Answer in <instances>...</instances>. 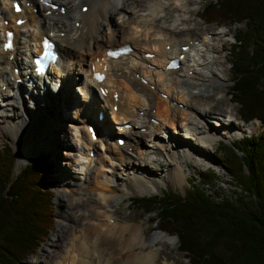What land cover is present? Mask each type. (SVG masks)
<instances>
[{
	"label": "bare ground",
	"instance_id": "bare-ground-1",
	"mask_svg": "<svg viewBox=\"0 0 264 264\" xmlns=\"http://www.w3.org/2000/svg\"><path fill=\"white\" fill-rule=\"evenodd\" d=\"M27 1L30 3L25 5L26 0H19L21 12L12 13L13 1L0 0V131L8 129L10 136L17 142L19 157H32L40 148L28 144L32 152L22 144L23 138H26L24 144L28 143V134L23 133L24 129L30 127L35 130V134L40 133L42 129L36 121V115L41 116L49 105L50 109L58 106L59 117L51 116V121L59 129L70 123L68 127L71 141L65 143L57 153L71 162L74 157L75 167L80 168L74 170L69 166V171L65 172L67 179H61V183L65 182L76 189L77 177L74 171H77L82 174V181H87L84 187L89 190L93 187L100 189L99 198L102 199L97 202L94 197H87V210L93 211L91 214H94L96 222L87 223L79 229V233H71L73 237L69 258L64 257L58 264H93V258L98 259L97 264H158L157 254L163 240L168 238L170 243H174V236H167L163 231L146 236L144 222L137 223L131 218L121 221L115 208L100 211L97 207L100 202L110 205L109 201L118 194L124 197L131 192H152L157 184L150 171L156 170L163 162L170 165V168L165 169L166 177L181 185L186 179L184 170L191 167L190 161L193 159L202 163L210 158V152H214V145L219 138L218 133L212 131L216 124L227 130L222 132L223 136H228L229 133L228 137L231 139L238 136L227 127L244 123L231 117L228 122L220 123L211 114L215 106L211 94L226 86L224 66L217 64V55L206 48L207 33L200 38L188 33L183 35L187 32L182 27L187 18L186 0H85L88 6L84 11L79 9L83 0H55L66 8L65 16L61 17L58 12L55 15L54 10L46 14L47 8L42 5V0ZM33 8L36 9V15ZM113 8L118 11L122 21L112 22L111 26L107 23L106 33L103 22L110 21L107 16L113 13ZM171 11H176V16L167 22ZM15 17H25V20L20 26L14 25ZM3 19L7 20L6 25L3 24ZM74 22H78L77 26H74ZM9 28L14 30V45L4 52L1 48L2 32ZM60 33L63 35L60 36ZM43 34L55 41L58 66L52 67L48 72L58 76L62 88L52 94L51 87L46 85L49 93H42L38 97L39 101L32 104L34 99L30 94L33 90L28 92L25 84H17L16 80H25V74L30 73L26 71L25 63L31 59L32 52L37 51L35 46ZM178 35L184 37H177ZM124 42L133 47L129 56L122 55L115 60L105 59L106 48ZM181 44L187 45L188 50H181ZM166 45L168 48H165ZM147 52H152L153 55L146 57ZM179 52H183L180 68L177 71L165 69L167 58L178 55ZM99 63L106 65V76L101 83H96L89 79V68L91 65L98 68ZM14 67H17V73L13 70ZM80 73L83 74V80L78 82L75 94L71 95L68 85L74 83ZM53 82L54 80H50L51 85ZM39 87L35 84L34 88ZM104 88L108 90L101 96L100 90ZM15 90L20 91L19 95H13ZM112 93L116 94V101ZM26 94L32 101L25 98ZM68 95L75 101H68ZM99 97L103 99V103ZM16 103L19 104L15 105ZM37 104L46 108L34 106ZM69 105L70 108L67 107ZM113 105H116L115 112L111 109ZM63 108L65 114L61 112ZM106 108L112 115L111 121L116 126L115 129L110 126L111 121L109 124L105 120V116L101 121L96 118V112L103 113ZM14 111L17 113L11 114ZM224 114L230 116L235 112ZM90 121L94 122L97 129L94 140L89 137L86 129ZM42 122L45 123V120ZM125 122L129 124V128L125 132V142L120 146L115 143L114 135L119 132V125ZM55 130H52V135H55ZM64 137H68V131H65L62 138ZM105 140L109 144H105ZM97 142H101V155L111 152L119 160V173H114V170L99 163L96 158L98 148L92 145ZM74 148L81 156L80 159L76 158L75 153H71ZM90 149H94L92 156L88 153ZM69 160L66 165H70ZM109 164L117 165L115 162ZM146 165L148 168L143 169ZM106 173L115 175V183H112ZM118 181H122L124 185ZM112 190H119L118 194H112ZM57 200L62 206L59 213L63 219L61 226L72 228L73 225H78L77 217L87 216L86 213H80L75 217L71 210L68 211L77 202H83L82 197L75 196L68 201L59 193ZM96 208L99 213H94ZM64 221H68L69 225ZM75 228L77 226L73 227ZM57 235L60 239L64 238L60 231ZM55 245L59 247L60 241H56ZM87 257L89 258L86 260ZM40 263H46L45 258ZM163 264L174 263L164 261Z\"/></svg>",
	"mask_w": 264,
	"mask_h": 264
},
{
	"label": "trees",
	"instance_id": "trees-1",
	"mask_svg": "<svg viewBox=\"0 0 264 264\" xmlns=\"http://www.w3.org/2000/svg\"><path fill=\"white\" fill-rule=\"evenodd\" d=\"M203 22L235 24L229 47L228 94L247 120L264 122V0H204ZM221 168L234 190L207 193L214 173L204 169L197 184L182 192L161 189L155 195L130 196L150 222L174 234L176 250L189 264H264V132L230 144L218 141ZM216 150V151H217ZM11 146L0 147V264L24 259L52 227L54 169L41 152L15 171ZM16 165V164H15Z\"/></svg>",
	"mask_w": 264,
	"mask_h": 264
},
{
	"label": "rangeland",
	"instance_id": "rangeland-1",
	"mask_svg": "<svg viewBox=\"0 0 264 264\" xmlns=\"http://www.w3.org/2000/svg\"><path fill=\"white\" fill-rule=\"evenodd\" d=\"M83 3L86 1H82ZM187 2V6L188 8L185 9L187 12V18L184 21L185 23L182 24L183 29L186 28L187 32L183 33V35H186V33H188V35L195 37L198 35L197 38H200L201 36H203L205 33H207L208 35V43L206 44V48L208 49V51L213 52L214 54L217 55V64H222L224 66V74L227 78V81L224 83L226 84V86L222 87L219 90H216L213 92L212 96V102L215 103V106L213 108L214 112H212L211 114H218V111L222 112H231L233 113L236 112L237 106L235 104L234 101H231V96L230 94H226L229 90V85L231 84V79L229 78V64H227V60L229 58V47H230V43L232 42L233 36L232 33L235 29V24L231 25V26H227V25H221V24H215L213 22H203L202 20L199 19V17L197 16V13L200 10V5L204 2V0H186ZM69 8H73L70 7ZM73 10V9H72ZM168 10V9H167ZM113 13L109 14L107 16V18L110 20L108 22H103V30L104 32L108 33V24L111 26L110 23L112 22H117L120 23L122 21V18H120V16L117 14V10L116 9H112ZM64 14H60V16H63ZM173 16H176V11H171L170 14L168 15L166 21L170 22V20H172ZM169 19V20H168ZM70 24V21H69ZM191 28V29H190ZM220 31H223L222 33H219ZM215 33H218L217 35ZM215 34V35H214ZM62 35V34H60ZM184 37L182 35H178L177 37ZM212 36L214 37L212 39ZM190 37V38H192ZM211 38V39H209ZM78 59L79 56H78ZM83 75V74H82ZM82 75L80 73V75L78 76V80L76 79V81L74 83H70L68 86H70L69 92L71 93V95L75 94V89L77 88L76 85L78 84V82L82 81ZM3 86H1L2 88ZM223 89V90H222ZM71 95H68V101L70 100V102H73L75 100L72 101V99L70 98ZM70 98V99H69ZM29 100V98H26ZM102 102V101H101ZM103 103V102H102ZM19 103H16L15 105H18ZM41 104H37L34 106H39ZM206 105V104H205ZM209 105V104H208ZM207 105V106H208ZM42 106V105H41ZM68 108H70V105L67 106ZM66 107V108H67ZM42 108H46L44 106H42ZM48 110H44L42 112V115L38 117V115H36V121L38 123V125L41 127L40 129H42V131L40 133L35 134V130H31V128H25L23 133L28 134V139H27V145L24 144L26 141V138H23L22 140V144L27 146L31 151L32 149L30 148V146L28 144H30L32 147H39L40 149L36 151V153L31 157H27L25 156V158H21L19 157V153H18V148H17V142L14 138H12L9 134L8 129L5 131H0V147L1 145L6 142L8 143L13 151V154H15V168L18 169V167L20 165L25 164L26 162L29 163L31 162V159L36 156V154L38 153H42L47 155L48 160L51 163L52 168L54 169V171L52 172V175L54 176V184L52 186V192H53V199H52V227L50 228L49 232L47 233V235L44 237V241H42V243H40V245L38 246V248L36 247L34 250L31 251L30 254H28L27 257H25L24 259H20L19 261L15 262L14 264H58L60 263V261L65 257V258H69V248H70V242L72 241V237L73 235L71 233H73V231H76L79 233V229L82 227H85V225L89 222H96L93 218L94 214H91L93 211H88L87 207H86V202L85 200H87V197H94L97 202H99L100 200L102 201L101 198H99V190L100 189H95L94 187L91 188L90 190L88 188H85L84 185L87 183V181H82V174L80 175V173H78L77 171H74L75 175H76V189L75 188H71L69 187V185L65 182L61 183V179H67L66 178V174L65 172L69 171V166L73 167L74 170H80L79 167H75L76 165L74 164L73 160L74 157L72 159V162L67 159L64 158L63 156H61V154L57 153L60 152V150H62L63 145H65V143L70 142L71 139L69 140V136H70V128L68 127V125L70 123H68L67 126H64L63 128H55L54 122L51 121V116H56L57 113L60 114L58 106H56L54 109H50V105L49 108H46ZM8 112V111H7ZM45 112V113H44ZM62 114L64 113V108L63 111L61 110ZM219 112V113H220ZM17 112H12L11 114H14ZM58 114V115H59ZM65 114V113H64ZM57 115V117H59ZM106 115V112H105ZM110 115V114H109ZM108 112L107 118H105V120H108L109 118ZM112 117V115H110V118ZM41 118V119H40ZM48 118V119H46ZM213 118V117H212ZM211 118V119H212ZM42 120H45V123L42 122ZM108 123V122H107ZM244 124H234V126L231 127H227L231 130H233L232 132H236L238 134V137H240L242 135V133H251V134H255V133H261L264 131V123H262L261 121H259L258 119L255 120L253 119L252 122H241ZM110 124V122H109ZM112 124V123H111ZM253 124V125H252ZM255 125V126H254ZM112 126V125H110ZM207 127H210L209 125ZM116 126H114L112 129H115ZM226 128V127H225ZM243 128V129H242ZM55 130V135H52L53 132L52 130ZM68 129V130H67ZM65 131H68V137H64V139L62 138L63 134L65 133ZM215 133L217 135V137H223V141L225 142V144H229L232 142L233 139L235 138H229L228 136H230L228 134V136H223L222 132H219L217 129V126H215ZM218 131V132H217ZM52 136V137H51ZM54 136V138H53ZM178 138V137H177ZM221 139V138H219ZM227 140V141H226ZM8 141V142H7ZM105 144H109L108 140H105ZM218 144V139L216 140V143L214 145V152H210L209 156L210 158L207 159V161H203L202 163H197L195 161H193V159L190 161L191 163V167H187V169L184 170V174L186 179H184V181H182V184H177L175 183L173 180L169 179L166 177L165 175V169L170 168L169 163L163 162L161 165L156 167V170H152L151 175L153 176V180L156 182V188L152 189V192H148V193H137V192H131L129 195H125L124 197H121V195L118 194L119 190H112L113 193L112 194H118L115 195L114 198H112V200H110L109 204L110 205H104L102 204V202H100V204L98 205V209L100 211H104V209L108 210L111 208H115L116 209V213L117 216L119 217V219L121 221H126L128 218H131L132 221L140 223V222H144L143 226L145 228V232L144 234L146 236L151 235L153 233L157 232H162L159 231L155 228V224L150 222V219L152 217H154V215L152 213H145L142 210H138L136 208V206L134 204H132V201L128 200L130 196H137V197H142V195H154L156 193H158L161 189H175L178 190L179 192H182L189 184H197L198 180L200 179V172L204 169L207 170H213L214 173V178H212V182H210L209 184H205V188H207V193L208 194H213L214 190L218 191V193L220 194V196H225V194H229L231 193L234 189V185H233V181L231 180L230 175H228L223 168H221V163L220 161L217 160L216 158V151L215 148ZM92 145L97 146L98 148V154L96 156L97 160H99V163H101L103 165V167H107L109 169L114 170V173H119L121 170L118 169V167L120 166V162L119 160L113 156V154L111 152H107L104 155H101L102 149H101V142H97V143H92ZM143 149H146L143 148ZM67 150V149H66ZM33 152V151H32ZM75 153L76 155H78V151L74 148L73 150H71V153ZM218 153V152H217ZM77 159H80L81 156H76ZM104 158V161H103ZM68 160L70 161V165H66L65 163L68 162ZM65 161V162H64ZM19 162V165H18ZM109 162H115L117 163V165L113 166L110 165ZM96 165V163H95ZM68 167V169H67ZM97 168V166H96ZM144 168H148L147 165ZM155 171V172H154ZM101 173V172H100ZM102 174V173H101ZM100 174V175H101ZM106 175H108V177L110 178V180H112V183H115V175L113 173H106ZM121 176V174H120ZM119 183L123 184L122 181H118ZM82 183V184H81ZM124 185V184H123ZM133 186V184L131 185ZM59 193H61L62 195H64L65 199H67L68 201H70V199L72 197H82L83 198V202H77L76 204H74V208L73 209H68V211L71 210V212H73L74 216H78L80 213H86L87 216L84 217H77L76 219L78 220V225L77 229H73V227L76 226H72V228H66L64 226H61L60 223L63 222V219L60 217V211L62 209V206L59 202L58 199V195ZM91 193V194H89ZM103 191L101 190V196H102ZM95 203V201H94ZM93 203V204H94ZM96 204V203H95ZM108 206V207H107ZM111 207V208H110ZM97 208L94 210V213L97 212ZM99 213V212H97ZM96 220H99V218H97ZM64 223L68 224V221H64ZM77 223V222H76ZM62 232V234H64V238L60 239V236L57 235L58 232ZM164 233V232H162ZM165 235H167L166 233H164ZM168 236V235H167ZM173 237V236H171ZM175 238V237H174ZM170 239H165L163 240V245H161V247L159 248V252L157 254V263L158 264H163L164 261H168V262H172L175 264H188V259L187 257H184L183 253L178 252L176 250V246H177V241L175 238V242L174 243H170L169 242ZM56 241H60V245L59 247H57L55 245ZM48 256V257H47ZM45 258L46 263H40V261ZM89 257L86 258V260ZM162 258V259H161ZM169 259V260H168ZM63 261V260H62ZM97 258H93V264H97L98 262Z\"/></svg>",
	"mask_w": 264,
	"mask_h": 264
},
{
	"label": "snow or ice",
	"instance_id": "snow-or-ice-1",
	"mask_svg": "<svg viewBox=\"0 0 264 264\" xmlns=\"http://www.w3.org/2000/svg\"><path fill=\"white\" fill-rule=\"evenodd\" d=\"M110 55H111V53H110Z\"/></svg>",
	"mask_w": 264,
	"mask_h": 264
},
{
	"label": "water",
	"instance_id": "water-1",
	"mask_svg": "<svg viewBox=\"0 0 264 264\" xmlns=\"http://www.w3.org/2000/svg\"><path fill=\"white\" fill-rule=\"evenodd\" d=\"M15 164V163H14ZM15 166V165H14Z\"/></svg>",
	"mask_w": 264,
	"mask_h": 264
}]
</instances>
